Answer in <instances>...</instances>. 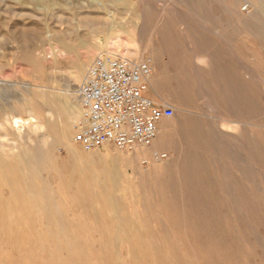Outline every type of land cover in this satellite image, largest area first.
<instances>
[{
    "label": "rangeland",
    "instance_id": "374dc122",
    "mask_svg": "<svg viewBox=\"0 0 264 264\" xmlns=\"http://www.w3.org/2000/svg\"><path fill=\"white\" fill-rule=\"evenodd\" d=\"M113 40L126 59L153 60L149 91L175 110L168 145L115 181L113 160L136 150L74 142L78 88ZM208 40L241 58L242 96L199 77L194 51ZM22 95L35 104L0 121L6 177H18L0 187V264H264V0H0V96ZM66 127L68 145L51 131Z\"/></svg>",
    "mask_w": 264,
    "mask_h": 264
},
{
    "label": "built area",
    "instance_id": "2783aa9c",
    "mask_svg": "<svg viewBox=\"0 0 264 264\" xmlns=\"http://www.w3.org/2000/svg\"><path fill=\"white\" fill-rule=\"evenodd\" d=\"M152 75L151 58L103 54L92 62L78 88L80 119L74 142L82 151L113 147L128 153L153 146L162 123L173 118L175 110L147 95ZM166 158L165 153L152 152L155 161Z\"/></svg>",
    "mask_w": 264,
    "mask_h": 264
},
{
    "label": "bare ground",
    "instance_id": "6f19581e",
    "mask_svg": "<svg viewBox=\"0 0 264 264\" xmlns=\"http://www.w3.org/2000/svg\"><path fill=\"white\" fill-rule=\"evenodd\" d=\"M102 47H104V52H105V54H111V55H115V54H117V53H119V55L121 56V58H127V54H128V52H129V48H124L122 51H119V52H117V49L116 48H118V43H117V40L115 41V40H113V41H111V42H106L105 44H102ZM153 58L155 59V61H156V58H155V55H153ZM81 62V61H80ZM81 66V65H80ZM82 70V69H81ZM154 70V69H153ZM157 80V75L155 74H153V76L151 77V79H150V81H149V84H151V87L153 88V89H157V83L155 82ZM4 95V94H3ZM30 96V95H29ZM29 96H26V95H22V98L21 99H17L18 101H13V103L11 104V103H9V96H0V121L1 120H3L5 117L4 116H7V114L11 111V112H13V113H21V112H23L26 108H27V110H29L28 109V107L30 106V107H32L34 104H32V101H31V98H29ZM17 97V96H16ZM19 97V96H18ZM21 97V96H20ZM12 98H14V96L12 97ZM54 98V97H53ZM42 99V98H41ZM57 99V98H56ZM14 100V99H13ZM58 100V99H57ZM60 100V99H59ZM34 101V100H33ZM64 101V100H63ZM46 102V101H45ZM65 103V102H64ZM64 103H62L61 105H63ZM43 104V103H42ZM41 104V105H42ZM47 105L49 106H52V107H57V110H60V109H58L60 106L57 104V101L54 99V100H50L49 102H48V100H47ZM37 106H39V104L37 105ZM36 105H35V108L37 107ZM49 106V107H50ZM62 107H65L64 109H62L65 113H68V114H70V115H74L75 113H76V111H75V109L73 108L72 110H70V111H68L67 109H66V106L65 105H63V106H61V108ZM67 107H68V105H67ZM51 108V107H50ZM53 109V108H52ZM48 110V109H47ZM56 112V111H55ZM26 113V112H25ZM53 113V112H52ZM4 117V118H3ZM17 119V118H16ZM16 119H14V120H16ZM19 119L18 120H16V121H14L15 122V125L16 124H18L19 122ZM22 122V121H21ZM52 128L51 129H53V126H51ZM51 131H53V132H55V136H56V139H55V141L56 142H60V143H66L67 145L68 144H70V139H69V137H68V128L66 127V128H64V129H62V130H51ZM171 132H170V130H169V127H167L165 124H163V125H161V134H160V136L155 140V142H154V144H153V146H151V147H148L149 149L148 150H152V149H156L157 150V148L159 147V146H165V145H168L167 143H168V140H167V137L169 136V134H170ZM138 149V150H137ZM146 149L147 148H145V147H143V148H141V147H137V148H135V152H133V153H131V154H129V155H120V156H118V157H116V159L115 160H113V164H114V166H115V170L114 171H111L112 173H110V171H109V177L110 178H112V180H113V178L116 180L117 178H119V174H120V171L121 170H123V168L124 167H126V168H130V167H134V166H137V164H138V162L141 160V158L142 157H145L146 155H142L141 153H144V152H146ZM73 150V149H72ZM147 150V151H148ZM154 151V150H153ZM73 154H74V156L75 157H77V155H78V152L76 151V150H73V152H72ZM127 156V157H126ZM147 156H149V155H147ZM29 159H30V161L32 162V164L39 170L40 169V167H41V165H42V163H44V158H46L45 157V153L44 152H39V151H31V152H29V157H28ZM4 159V157H2L1 155H0V187H1V183L2 182H5V184H7V186L9 185L10 186V188H12V189H15L16 188V183H18V177H14V179L12 180V182L6 177V176H8V175H6L7 173H8V171H9V169H8V164H10V163H8L5 159V161L3 160ZM145 163H147L148 165H149V161L148 160H145L144 159V161H143V163H142V165H144ZM11 166V165H10ZM9 168H12V167H9ZM14 168V167H13ZM12 168V172L11 173H13L14 174V171L13 170H15V169H13ZM73 168L75 169V170H80L78 167H76V166H73ZM108 169V168H107ZM11 170V169H10ZM20 171V170H19ZM102 171H104V170H102ZM106 171V170H105ZM104 171V172H105ZM16 172V171H15ZM80 173H82L81 171H80ZM103 173V172H102ZM1 174H2V176H3V178L1 177ZM17 174V173H16ZM76 174H78V173H76ZM108 175V174H107ZM9 176H10V174H9ZM105 177H106V175H105ZM108 178V177H107ZM38 180V179H37ZM36 180V181H37ZM40 180V179H39ZM39 180H38V183H39ZM115 180H113V181H115ZM119 180H121L120 178H119ZM34 178L32 177V176H26L25 177V179H24V182H25V185L26 186H34V185H36L37 187H38V185H37V183L35 182V184H34ZM20 182V181H19ZM24 182H22V183H24ZM119 183H120V181H118ZM41 183V182H40ZM46 183V182H45ZM115 185H116V182H115ZM22 186H23V184H22ZM37 187H36V189H37ZM38 188H40V187H38ZM43 188V187H42ZM47 188V187H46ZM18 189V188H17ZM48 189H50L49 187H48ZM41 190V189H40ZM104 190V189H103ZM50 191V190H49ZM102 191V190H101ZM12 192H15L14 190L12 191ZM41 192V191H40ZM53 191L51 190V193H52ZM102 194V193H101ZM103 194H104V192H103ZM102 194V195H103ZM42 195H44V193L42 192V193H40V197L42 198V199H44L43 198V196ZM105 195V194H104ZM109 195V194H108ZM111 195H112V193H111ZM13 196V195H12ZM52 196H53V193H52ZM47 197H49V195L47 196ZM54 197V196H53ZM55 199H56V196H55ZM111 199V198H110ZM41 200V199H40ZM57 200V199H56ZM53 201H55L54 199H53ZM43 203H44V206L46 207V208H50L51 207V201L50 200H48V199H44V201H42ZM81 203H83V202H81ZM7 204V203H6ZM42 204V203H41ZM54 204H55V202H54ZM60 204V203H59ZM58 206V205H57ZM51 209V208H50ZM46 210V209H45ZM49 210V209H48ZM47 210V211H48ZM53 210V209H52ZM51 210V211H52ZM55 210V209H54ZM57 211V210H56ZM55 211V212H56ZM59 211V210H58ZM56 214H57V212H56Z\"/></svg>",
    "mask_w": 264,
    "mask_h": 264
},
{
    "label": "crops",
    "instance_id": "0c3cea01",
    "mask_svg": "<svg viewBox=\"0 0 264 264\" xmlns=\"http://www.w3.org/2000/svg\"><path fill=\"white\" fill-rule=\"evenodd\" d=\"M194 52L197 53V55L195 56V60L193 62L199 69L198 75L201 80L207 82V85L209 79L210 81H214L216 84L219 83V87L215 85V92L218 93L224 92L222 82H226L229 84L227 86H230V92L234 91V95L237 94V96H242L239 72L241 58L238 55L232 56L229 50H223L221 46L216 45L214 40H208L207 44H199L197 46V52ZM164 67L168 68L170 65H165ZM187 68L188 66L185 64H177V78L181 79L185 76L189 77L190 75L186 72ZM157 94L158 93L155 90H151L147 95L155 100V96H157Z\"/></svg>",
    "mask_w": 264,
    "mask_h": 264
}]
</instances>
